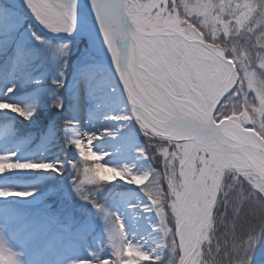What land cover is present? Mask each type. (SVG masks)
I'll use <instances>...</instances> for the list:
<instances>
[{"label": "rangeland", "instance_id": "374dc122", "mask_svg": "<svg viewBox=\"0 0 264 264\" xmlns=\"http://www.w3.org/2000/svg\"><path fill=\"white\" fill-rule=\"evenodd\" d=\"M122 1L139 65L162 78L166 91L178 102L204 101L213 109V122L231 120L264 140V0H168L159 22L147 10L152 0ZM3 4L22 12L36 31L27 18L8 19ZM38 18L47 21L40 14ZM159 29L168 32L156 34ZM18 60L28 64L30 75L35 76L20 88V96L40 93L45 103L37 122L24 121L15 113L17 105L0 103V193H30L23 196L25 205L13 202L14 196H0V264H182L186 235L184 189L178 173L182 144L137 127L123 130V124L130 125V109L112 71L89 49L88 41L47 35L29 15L0 0V87L10 73L22 76ZM81 72L92 81L105 77V89L118 95L116 111L108 112L107 118L98 115L87 126L90 132L82 136L88 144L105 147L104 154L117 152L118 147L137 159L140 168L130 181L116 172L117 181H111L101 155L79 150L71 139L77 105L72 87L80 90L87 110H92L98 93L81 82ZM145 92L155 97L151 85ZM116 115H123L126 122L114 123L110 129L104 122ZM104 128L120 136L116 147L95 143L97 131ZM37 134L38 140L31 144ZM52 139L57 143L47 146ZM194 156L197 169L202 163L213 166L209 151ZM233 158H225L229 164L220 170L216 197L228 168L250 170L231 163ZM250 171L264 189V182ZM46 172H54L59 182H49L42 174ZM129 183L138 184L133 192L152 216L157 236L152 253L127 239L118 202L124 192L132 191L126 186ZM212 208L186 264H204L211 253L205 242L212 227Z\"/></svg>", "mask_w": 264, "mask_h": 264}, {"label": "bare ground", "instance_id": "6f19581e", "mask_svg": "<svg viewBox=\"0 0 264 264\" xmlns=\"http://www.w3.org/2000/svg\"><path fill=\"white\" fill-rule=\"evenodd\" d=\"M4 2L20 9L29 15L37 27L47 35L64 38H85L88 41L89 49L97 54L105 63L106 68L111 70L118 62L120 50L124 49L123 39L118 37L113 28L104 23L96 12L102 17L116 24L121 30L128 33L131 37L133 32L130 20L125 13L123 1L118 0H3ZM168 0H152L147 6V10L155 13L157 22H159L165 11ZM39 5H47L48 11L40 9ZM99 9V11H98ZM95 10V13H94ZM39 14L44 16L47 21H40ZM54 16L58 23H53L51 18ZM47 22V24H46ZM58 28V31H53ZM135 32V30H134ZM168 30H156V34L167 33ZM132 51L128 59V70L125 72V84L131 99L130 125H122V129L135 131L136 126L142 123L146 126H153L159 121L171 119H185L202 124L213 123V109H209L204 101L201 104L193 103L189 100L178 102L169 94L162 78L152 76L146 69L138 64L136 60V48L131 40ZM214 53V52H213ZM144 69L145 74L140 75L139 70ZM87 89H92L97 93L94 99L92 110H87L81 103L80 90L72 87L73 96L77 99L76 114L73 119L71 139L79 145V150L86 149L87 153L97 152L104 161V171L111 181H117L115 172L120 177L132 180L135 172L140 168L137 159L128 156L124 149L116 147L121 140L118 133L110 131L107 128L99 129L95 143L110 144L117 148V152L104 154L105 147L99 144H88L85 142L82 132H90L87 128L90 123H95L98 115L107 118L108 112H115L118 95L109 91L106 87V78L103 81H92L85 79L84 72L79 74ZM146 85H151L155 90V97L151 98L145 92ZM105 89V90H104ZM115 100V101H113ZM129 120V118L127 117ZM86 120V123L84 121ZM126 122L123 115L109 117L104 124L113 129L114 123ZM102 126H99L101 128ZM97 129L96 126L93 130ZM175 129L157 131L163 136H168L174 141L182 144V157L179 159V178L181 180L184 197L182 201V228L185 230L182 260L186 258L192 249L198 236V227L202 215L211 210L212 203L217 192L220 170L229 164L221 154L206 149L204 142L195 131L180 130L175 135H171ZM116 131V130H115ZM117 132V131H116ZM232 141H247L254 143L249 135L238 134L228 131ZM82 139V140H81ZM133 139V138H132ZM114 143V144H113ZM233 142H231L232 144ZM103 145V144H102ZM115 148V149H116ZM209 151L212 155V165L207 168L203 163L197 169L195 163V153L203 154ZM231 163L243 164L249 166L257 174L260 180L264 182V159L257 155H237ZM204 160V159H203ZM144 170V167H141ZM138 184L129 183L126 186L132 191L124 192L119 199L118 209L123 216V222L128 228L127 239L138 245L145 252L152 253L157 243L156 231L152 229V216L144 202L134 194L133 188ZM196 185L199 191H196ZM10 204L12 203L9 200ZM13 202L25 205L27 198L23 196H14Z\"/></svg>", "mask_w": 264, "mask_h": 264}, {"label": "trees", "instance_id": "16d2710c", "mask_svg": "<svg viewBox=\"0 0 264 264\" xmlns=\"http://www.w3.org/2000/svg\"><path fill=\"white\" fill-rule=\"evenodd\" d=\"M178 1L175 0L176 3ZM3 8L8 19L27 18L22 12L6 4H3ZM26 22L31 24L29 18ZM32 28L35 30L33 25ZM17 63L21 66L22 76H12L10 73L5 83H2L4 86L0 87V102L19 106L31 113L27 118L22 117L24 121L37 122L38 115L43 111L45 97L40 93L29 94L24 98L20 96V88L34 80L35 76L30 75L28 64H24V61L18 60ZM37 80L41 81L42 78L39 77ZM218 114L219 110L216 115ZM39 135L35 136L36 139L30 140V143L36 142ZM51 143L57 142L52 139L47 146ZM46 151L49 152L50 148L46 147ZM42 174L53 184L59 182V176L54 172ZM254 175L250 170L233 167L224 172L212 208L210 218L212 227L205 242L211 253L206 254L204 264H264V189L263 184Z\"/></svg>", "mask_w": 264, "mask_h": 264}, {"label": "water", "instance_id": "95a60500", "mask_svg": "<svg viewBox=\"0 0 264 264\" xmlns=\"http://www.w3.org/2000/svg\"><path fill=\"white\" fill-rule=\"evenodd\" d=\"M118 1L120 3L122 2V0H118ZM94 13H95V10H94ZM96 16L99 17L101 20H103L104 23L112 27L115 34L121 39H123L124 41L125 47L124 49L120 50L118 62L114 68H111V71L113 73L115 82L117 83L118 88L122 92L126 100V103L131 111V99H130V96H129V93H128V90L125 84V72L128 70V59L132 51V46H131L132 39L130 38L127 32L121 30L116 24L110 22L108 18L106 19L102 17L97 12H96ZM136 127L141 131H144L150 135H153L157 138H162L165 140H170V138L168 136H163L159 134L157 131L159 130L160 131L162 130L170 131V129H175V131L173 130L174 132H172L171 135H175L177 131H180L183 129L195 131L199 134L200 139L203 140L204 142L203 146L206 147V149L215 151V153L221 154L223 157L227 159H232L233 157L237 155H248V154L257 155L264 159V140L263 138L259 136L255 131L241 127L239 124L232 122L231 120H228V119L218 121L217 123L213 122L210 124H202L199 122H193V121L185 120V119H171L167 121H159L153 126H146L142 123H139V125ZM228 131H233L235 133L243 134V135L244 134L249 135L253 138L254 143L247 142V141H239V142L232 141L230 136L227 135ZM231 142L233 143L231 144ZM246 167L253 171V169L250 168L249 166H246ZM215 199H216V196H215ZM212 205H214V201ZM209 215H210V212L202 215L200 219V224L198 227V236L196 238V242L194 243L192 249L186 256V258L182 260V264H186L188 262L193 252L195 251L198 243L200 242V234L202 232L204 224L206 223Z\"/></svg>", "mask_w": 264, "mask_h": 264}, {"label": "snow or ice", "instance_id": "6c2138e0", "mask_svg": "<svg viewBox=\"0 0 264 264\" xmlns=\"http://www.w3.org/2000/svg\"><path fill=\"white\" fill-rule=\"evenodd\" d=\"M40 9H42L43 11L47 12L48 11V6L47 5H39L38 6ZM53 23H58V21L56 20V18L54 16L50 17ZM53 31H58V28H53ZM9 91H11V89H9ZM0 103H4V104H8L5 102H0ZM19 107V106H17ZM20 108V107H19ZM3 109H7V108H3ZM10 110V109H7ZM11 111V110H10ZM15 113H18L20 116L22 117H29L31 115L30 112H26L24 111L22 108H20V111H17ZM30 195V193H20V192H5V193H0V196H28Z\"/></svg>", "mask_w": 264, "mask_h": 264}]
</instances>
